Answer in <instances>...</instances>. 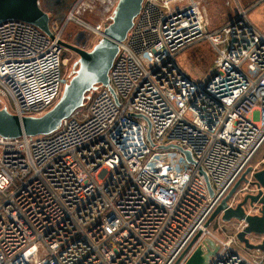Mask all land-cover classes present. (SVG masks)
<instances>
[{
    "label": "built area",
    "instance_id": "2783aa9c",
    "mask_svg": "<svg viewBox=\"0 0 264 264\" xmlns=\"http://www.w3.org/2000/svg\"><path fill=\"white\" fill-rule=\"evenodd\" d=\"M73 14H51L54 38L0 25V101L14 115L42 116L61 98ZM77 24L102 36L110 20ZM202 40L216 60L195 81L177 57ZM109 76L113 93L99 86L51 135L0 137V264H186L198 248L205 264H264V251L236 246L244 222L228 239L206 227L264 148V33L248 11L209 32L197 0H143ZM259 191L243 183L229 207Z\"/></svg>",
    "mask_w": 264,
    "mask_h": 264
},
{
    "label": "water",
    "instance_id": "95a60500",
    "mask_svg": "<svg viewBox=\"0 0 264 264\" xmlns=\"http://www.w3.org/2000/svg\"><path fill=\"white\" fill-rule=\"evenodd\" d=\"M142 5L143 0H118L111 23L106 26L102 38L91 51L76 49L60 42L62 47L72 49L80 56L77 63L79 68L65 86L61 98L51 110L42 116L21 118L10 113L7 108L0 107V137L17 139L23 136L51 135L63 120L84 106L88 93L96 91L99 86L108 87L113 93L109 74L120 51V44L125 41L132 29ZM51 13L53 12L42 8L40 0H0V25L10 20L23 21L39 27L54 38L50 29ZM187 155L191 160L190 154ZM202 174L205 176L203 171ZM251 178L252 181H250ZM205 179L213 196L211 184L206 176ZM243 183L257 187L260 189L259 193L246 195L236 207L230 208L229 201L234 198ZM247 205L252 213H248L245 207ZM217 217H221L224 223L244 222L246 227L237 234L238 241L249 251H264V239L262 243L255 245L248 238V236L264 237V168L254 172L253 167H249L243 173L213 212L206 227H209ZM203 254V250L198 248L186 264H205Z\"/></svg>",
    "mask_w": 264,
    "mask_h": 264
},
{
    "label": "rangeland",
    "instance_id": "374dc122",
    "mask_svg": "<svg viewBox=\"0 0 264 264\" xmlns=\"http://www.w3.org/2000/svg\"><path fill=\"white\" fill-rule=\"evenodd\" d=\"M41 1L42 8H47L45 6L44 0ZM200 3L201 12L208 21V31L212 32L217 25L222 24L227 20L228 14L230 12L234 13L239 6L237 0H197ZM118 0H79L73 8H71L65 15L58 12H53L59 20L65 21L70 12L73 11V16L76 19L63 26L64 32L69 30H74L78 28L77 22L81 21L89 26H96L99 24H104L108 22L113 16L116 9ZM61 22V21H59ZM63 23V22H62ZM66 36V34H65ZM101 36H94L93 40L87 46V50L91 51L94 46L101 39ZM63 58L66 60L65 74L68 81L74 76L75 72L79 68L77 63L80 56L72 51H66L63 54ZM216 60V51L212 44L207 40H202L197 42L184 51H182L178 57L177 62L179 66L195 81L205 80L213 70V66ZM93 96L92 93L88 97ZM55 105V104H54ZM53 105V107H54ZM1 108H7L12 114L15 113L14 101L10 97H5L0 101ZM52 107V108H53ZM264 160V148L258 153L257 157L253 161V166L257 167L259 170L264 168L262 161ZM251 164V166H252ZM221 217H217L210 225V230L216 234H222L224 230L221 229L222 225H225ZM231 232V231H230ZM258 237L252 236V244L257 245ZM241 243H237V248L242 251L240 247ZM242 245V244H241ZM245 248V247H244ZM258 252V251H255Z\"/></svg>",
    "mask_w": 264,
    "mask_h": 264
},
{
    "label": "crops",
    "instance_id": "0c3cea01",
    "mask_svg": "<svg viewBox=\"0 0 264 264\" xmlns=\"http://www.w3.org/2000/svg\"><path fill=\"white\" fill-rule=\"evenodd\" d=\"M239 2V5L246 9L248 11V19L252 23V25L260 32L264 33V0H237ZM201 11V8H200ZM238 12L235 10L234 13L230 12L228 14L227 20L225 22H222V24L217 25L212 32L218 31L222 29L224 26H226L228 23H230L234 18H236ZM202 14V12H201ZM202 17L205 21L206 27H208V21L204 18L203 14ZM237 221H232L231 223H226L225 225L221 226V229L224 230L222 234H217L222 239H228L233 234V226H235ZM231 231V232H230ZM216 234V233H215ZM237 242V241H236ZM240 243L239 241L237 242ZM240 247L242 248V251L244 254H246L249 257H255L257 256V252L255 251H249L246 248H244L243 245L240 244Z\"/></svg>",
    "mask_w": 264,
    "mask_h": 264
},
{
    "label": "flooded vegetation",
    "instance_id": "af4514ba",
    "mask_svg": "<svg viewBox=\"0 0 264 264\" xmlns=\"http://www.w3.org/2000/svg\"><path fill=\"white\" fill-rule=\"evenodd\" d=\"M78 1L79 0H44L43 2H45L44 5L47 6L48 10H50L51 12H58L62 15H65V13L68 12L71 8H73V6ZM51 14L54 15L53 13H51ZM77 25H78L77 29L64 32V38L61 42H64L65 44H67L73 48H76V49L87 50V46L93 40L94 35L91 34V32L89 31V29L86 26H84L82 24H77ZM65 34H66V36H65ZM63 48H64V52H66V51L75 52L72 49H68L65 47H63ZM241 201L242 200H240L239 202H241ZM245 207L247 209V208H249V205H247Z\"/></svg>",
    "mask_w": 264,
    "mask_h": 264
},
{
    "label": "trees",
    "instance_id": "16d2710c",
    "mask_svg": "<svg viewBox=\"0 0 264 264\" xmlns=\"http://www.w3.org/2000/svg\"><path fill=\"white\" fill-rule=\"evenodd\" d=\"M90 93H88L87 94V98H86V100H85V104H84V106L82 107V109H84L85 111L89 108V105L91 104V102H92V99H93V96H89L88 97V95H89Z\"/></svg>",
    "mask_w": 264,
    "mask_h": 264
}]
</instances>
